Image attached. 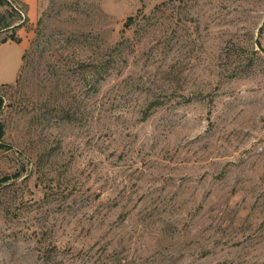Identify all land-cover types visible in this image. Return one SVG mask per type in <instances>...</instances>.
I'll list each match as a JSON object with an SVG mask.
<instances>
[{"label": "rangeland", "instance_id": "obj_1", "mask_svg": "<svg viewBox=\"0 0 264 264\" xmlns=\"http://www.w3.org/2000/svg\"><path fill=\"white\" fill-rule=\"evenodd\" d=\"M17 1L0 264H264V0Z\"/></svg>", "mask_w": 264, "mask_h": 264}, {"label": "trees", "instance_id": "obj_2", "mask_svg": "<svg viewBox=\"0 0 264 264\" xmlns=\"http://www.w3.org/2000/svg\"><path fill=\"white\" fill-rule=\"evenodd\" d=\"M4 5H8V0H0V6H4ZM15 15L20 17V11L13 10L11 12H7L5 14L0 15V30L8 29V28L12 27V25H14V24L17 25L18 22L14 21L15 20V18H14ZM129 21H131V19H129ZM19 25L20 24H18L17 26H19ZM9 40L17 42V40H16V38H15V36L13 34L9 39H3L1 41V44H5ZM2 106H3V100L0 97V110H1ZM4 137H5L4 127H3L2 123L0 122V149H7V147H8V145L5 143Z\"/></svg>", "mask_w": 264, "mask_h": 264}, {"label": "crops", "instance_id": "obj_3", "mask_svg": "<svg viewBox=\"0 0 264 264\" xmlns=\"http://www.w3.org/2000/svg\"><path fill=\"white\" fill-rule=\"evenodd\" d=\"M12 43V42H11ZM6 44V43H5ZM2 45H4V44H2ZM2 45L0 46V47H2Z\"/></svg>", "mask_w": 264, "mask_h": 264}]
</instances>
